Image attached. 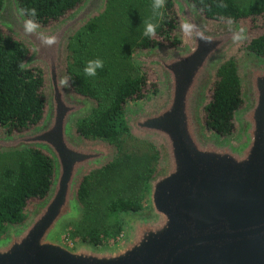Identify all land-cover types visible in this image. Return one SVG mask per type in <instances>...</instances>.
I'll use <instances>...</instances> for the list:
<instances>
[{
  "label": "water",
  "instance_id": "1",
  "mask_svg": "<svg viewBox=\"0 0 264 264\" xmlns=\"http://www.w3.org/2000/svg\"><path fill=\"white\" fill-rule=\"evenodd\" d=\"M106 1L84 0L52 26L26 34L17 0H3L0 27L29 48L24 67L42 70L46 110L35 128L0 136V153L43 151L53 162V180L26 220L0 235V264H264V59L249 52L233 58L243 100L236 132L210 133L202 108L219 67L245 44L249 25L208 20L189 0L173 3L181 25L196 26L193 34L183 33L179 48L141 50L134 58L158 78L152 105L125 113L129 132L160 154L148 181V209L123 216L124 237L112 247L81 242L70 249L59 241L63 226L81 218L82 180L115 156L103 141L76 134V123L97 104L76 95L69 82L60 84L70 39ZM241 28L244 39L233 40ZM41 36L55 43L45 45Z\"/></svg>",
  "mask_w": 264,
  "mask_h": 264
},
{
  "label": "trees",
  "instance_id": "2",
  "mask_svg": "<svg viewBox=\"0 0 264 264\" xmlns=\"http://www.w3.org/2000/svg\"><path fill=\"white\" fill-rule=\"evenodd\" d=\"M198 12L206 19L220 23L248 20L250 29L244 49L264 59V0H254L255 6L249 10L241 9L234 0H189ZM84 0H17L18 6L37 10L36 20L41 27H50L70 12L79 7ZM115 7H120L124 20L131 24L129 15L134 10V34L120 35L123 25H127L121 18L110 19L112 30L107 40L112 42V52L116 49L124 53L114 57L128 58V52L147 49H176L182 45L181 23L177 16L173 0H166L160 17L150 13L152 0H116ZM113 0H111V5ZM3 0H0V10ZM126 6L132 9H128ZM126 7V8H125ZM99 18L96 20L98 22ZM119 20H122L120 24ZM151 20L158 24L156 34L151 38L144 37V21ZM95 22L85 29L93 31L97 28ZM83 32H79L73 39L77 40ZM115 47V48H114ZM30 56L29 48L0 27V136L21 134L39 125L46 110L45 82L43 72L39 67H24ZM67 76L72 91L83 98L93 100L98 109L88 118H84L76 125V134L86 141H104L120 149V140H132L125 122L127 103L131 100H142L156 95L158 81L154 73L145 70L142 75H128L119 80L113 88V93L107 105H102L100 93L93 86L91 80L83 72L67 70ZM242 89L237 72V64L230 59L219 67L214 83L208 92L206 102L202 108L201 117L207 130L221 138L229 137L236 132L234 114L243 107ZM134 142V139L132 140ZM120 152V151H119ZM0 154V233L9 225L23 223L33 206L42 201L47 195L53 180V162L41 150L27 149L19 152ZM156 154V155H155ZM153 157H157L155 153ZM5 160L9 164H5ZM122 161L103 168L97 173L103 177L117 173ZM126 166V165H125ZM137 166V165H136ZM131 173L124 176L125 185L134 186V161L129 163ZM133 170V173H132ZM137 171V169L135 168ZM151 170V169H150ZM152 171L146 176L137 175L138 186L136 196L118 197L110 200L105 208L106 214L113 218L114 232L117 237L121 233V223L118 215L132 214L142 209L141 201L137 200L147 188V180ZM144 178V179H142ZM110 180L111 178H107ZM89 177H85L79 187L77 196L85 203L87 197L86 184ZM124 185V186H125ZM107 232L104 231L103 234ZM89 241L99 245L100 241L91 233Z\"/></svg>",
  "mask_w": 264,
  "mask_h": 264
},
{
  "label": "rangeland",
  "instance_id": "3",
  "mask_svg": "<svg viewBox=\"0 0 264 264\" xmlns=\"http://www.w3.org/2000/svg\"><path fill=\"white\" fill-rule=\"evenodd\" d=\"M234 1L243 10H249L255 6L254 0ZM114 3L117 4L116 0H113L112 5L111 0H107L104 10L74 34L71 39H73L79 32H83L77 40H73L71 42L69 48V44L71 41L70 39L66 48L65 55L66 70H68L69 67L71 71H74L76 73H85L84 68L87 66V62L89 60L99 58L103 61L104 66L102 69L97 70V75L95 77L88 76L93 86L96 87V89L99 91L103 106L109 103L110 97L113 93V88L115 87L116 83L128 75L140 76L145 72V70H150L155 74L156 79L158 80L157 75L154 71L149 68L140 66L135 62L134 58L137 55L138 51L130 53L128 52V58L125 59L114 57L115 53L120 54L124 52L119 51L118 49L112 52V42L110 40H107L110 31L113 29L110 23V19L115 15V17L120 16L119 18L124 20L122 14L126 12V10L122 11L120 7H115ZM126 7L130 9V11H132V9L128 6ZM134 10L137 14V9L134 7L133 11L129 15L131 24H128L127 20H124V22L127 23L128 26H122V30L119 31L120 35H125L126 32L129 33V28H131V30L133 31L132 33L134 34V17L132 16L134 15ZM150 13L153 14L152 10H150ZM99 18H101V20L96 22V20H98ZM122 20H119L120 24H122ZM93 22L98 25L97 28L93 31H87L85 28ZM247 25H249L250 27L249 21ZM244 46L245 45L238 49V51L231 58L238 59V55L246 54L247 51L244 49ZM156 98L157 93L154 96H150L142 100H131L127 103L126 112L143 111L146 108L150 107L156 100ZM97 109L98 106L94 111H96ZM93 112L89 116H91ZM89 116H87L86 118H88ZM129 135L131 139H134V142L132 141L133 139L130 141L123 138L120 140V149L103 141L115 150V156L113 160L108 163V165L98 169H94L90 171L86 176L89 177V180L86 184L87 197L84 204L79 201L82 211L81 218L78 221L66 223L62 228V233L58 237L59 241L64 246L73 249L77 244L81 242L93 244L89 243V241L81 239V237H86V240H89L92 232L95 233V236L100 241L99 245H95L96 247H112L119 243L124 237V215L120 214L117 216V219L121 223L122 227L121 233L117 237L111 236V233L114 232L112 225L113 218L106 214V205L110 200L118 197H135L137 194V186L139 183V178H137V175H139L140 173L142 176H146L149 170L152 171V173L147 180V188L143 190V192L137 199L141 201L142 205V209L139 212H145L148 209V181L158 170L160 154L157 148L150 141L139 139L132 135L130 132ZM155 153L158 154L157 157H153ZM0 154L4 155L7 153ZM116 160L118 162L119 160L122 161L121 166L117 170V173L106 176V178L103 177L101 173H97L103 168L114 163ZM131 161H134V186L132 185V183L125 185L124 182V176L131 173V170L129 168V163ZM9 163V161L5 160V164ZM135 168L137 169V171L135 170ZM107 178L111 179L108 180ZM104 231H106L107 233L103 234ZM3 233L4 232L0 233V235H2Z\"/></svg>",
  "mask_w": 264,
  "mask_h": 264
},
{
  "label": "clouds",
  "instance_id": "4",
  "mask_svg": "<svg viewBox=\"0 0 264 264\" xmlns=\"http://www.w3.org/2000/svg\"><path fill=\"white\" fill-rule=\"evenodd\" d=\"M166 0H152L151 3V9L154 17H160L162 15V10L165 7ZM18 14L25 18L24 19V32L26 34H32L36 33L40 25L38 24L36 17H37V10L35 8L33 9H27L24 7L18 8ZM229 25H231L232 21L229 18L228 20ZM158 27V24L153 23L151 20L144 21V30L142 32V35L144 37L151 38L156 34V29ZM196 26L191 22H184L181 25V30L185 35L191 36L195 30ZM200 36L201 39H204L205 37L200 34L196 33ZM244 39V29H239V32L233 35V40L240 41ZM41 41L45 45H52L55 43V37L54 36H41ZM104 66V63L101 59H93L89 60L87 62V66L84 68V72L89 77H95L97 75V70L102 69ZM72 80L70 76H65L60 80V84L67 88L69 86L68 82Z\"/></svg>",
  "mask_w": 264,
  "mask_h": 264
}]
</instances>
